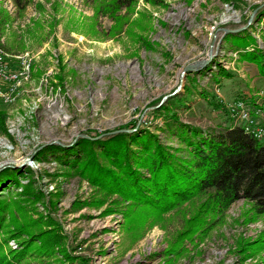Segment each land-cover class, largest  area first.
Instances as JSON below:
<instances>
[{"label":"rangeland","instance_id":"obj_1","mask_svg":"<svg viewBox=\"0 0 264 264\" xmlns=\"http://www.w3.org/2000/svg\"><path fill=\"white\" fill-rule=\"evenodd\" d=\"M105 1L28 0L18 12L0 0L9 14L0 29V171L19 170L2 190L15 217L0 232L2 251L27 240H4L7 228L35 220V231L60 236L44 264H264V240L237 247L264 239V215L254 217L244 199L175 258L165 250L194 203L132 228L128 201L64 165V152L39 154L136 127L183 154L180 133L191 128L199 136L227 125L264 128V78L234 44L245 31L254 38L248 50L264 49V0H133L116 18L99 7ZM175 93L187 107L170 104ZM163 104L169 111L156 110ZM42 242L35 237L32 247Z\"/></svg>","mask_w":264,"mask_h":264},{"label":"trees","instance_id":"obj_2","mask_svg":"<svg viewBox=\"0 0 264 264\" xmlns=\"http://www.w3.org/2000/svg\"><path fill=\"white\" fill-rule=\"evenodd\" d=\"M132 1L106 0L99 7L116 18L117 10L128 7ZM12 2L19 12L28 0ZM8 19L9 14L0 7V29ZM244 32L237 34L234 40L236 50L239 49V59L253 63L264 78V49L253 47L248 50L254 38ZM217 74L229 76L222 68H218ZM169 100L174 108L187 107L189 102L186 96L178 93L170 96ZM160 109L169 111L170 108L163 104L156 110ZM170 117L179 122L175 113ZM134 126L131 123L127 129ZM197 130L191 128L186 135L183 131L180 133L186 145L183 154H176V149L170 150L163 145L154 131L139 127L102 138L80 137L69 147L46 146L39 154L44 151L64 152L57 157L64 165L104 192L115 193L128 201L127 220L132 228L140 226L149 217L154 221L160 220L164 213L183 203H194L191 213L183 220L165 250L176 258L186 252L187 245L196 246L208 236L210 230L222 221L224 211L238 199L249 202L254 217L264 215V142L246 133L240 125L220 126L206 136H199ZM17 172L18 169L11 168L0 171V232L7 220L13 222L15 218L2 190L17 183ZM12 203L18 206L17 202ZM33 222L35 220L16 223L11 230L7 228L4 231V240L20 234H26L27 240L19 242L20 249L8 250L7 254L0 244V264H33L32 258L37 259L38 264H44L42 257L50 253L51 244L60 243V236L51 227L35 231L33 227L39 224ZM45 222L52 225L50 218ZM47 233L51 234L49 238ZM35 237L44 242L32 247ZM260 240L264 239L252 243L238 241L239 252L243 251L244 245L252 246Z\"/></svg>","mask_w":264,"mask_h":264},{"label":"built area","instance_id":"obj_3","mask_svg":"<svg viewBox=\"0 0 264 264\" xmlns=\"http://www.w3.org/2000/svg\"><path fill=\"white\" fill-rule=\"evenodd\" d=\"M243 130L255 138H261L264 136V128L261 127H254L253 125L249 127V125H243Z\"/></svg>","mask_w":264,"mask_h":264},{"label":"water","instance_id":"obj_4","mask_svg":"<svg viewBox=\"0 0 264 264\" xmlns=\"http://www.w3.org/2000/svg\"><path fill=\"white\" fill-rule=\"evenodd\" d=\"M234 30V29H233ZM193 66V64H191L189 67H192ZM188 68V67H187Z\"/></svg>","mask_w":264,"mask_h":264}]
</instances>
